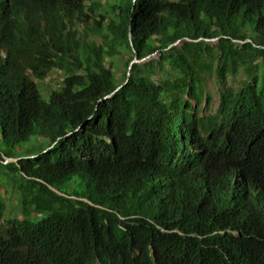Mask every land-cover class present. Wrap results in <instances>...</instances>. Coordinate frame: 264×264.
Returning <instances> with one entry per match:
<instances>
[{
	"label": "trees",
	"instance_id": "obj_1",
	"mask_svg": "<svg viewBox=\"0 0 264 264\" xmlns=\"http://www.w3.org/2000/svg\"><path fill=\"white\" fill-rule=\"evenodd\" d=\"M0 264H264V0H0Z\"/></svg>",
	"mask_w": 264,
	"mask_h": 264
},
{
	"label": "rangeland",
	"instance_id": "obj_2",
	"mask_svg": "<svg viewBox=\"0 0 264 264\" xmlns=\"http://www.w3.org/2000/svg\"><path fill=\"white\" fill-rule=\"evenodd\" d=\"M252 26L250 24L247 25V27H245V31L247 33H249V35L252 34ZM214 41V40H213ZM123 69V65L118 63V65L116 66L115 70L117 71V73L121 72ZM63 72L61 70L58 69H52L51 72L48 74V76L40 82L39 88L41 89L43 95L47 93V91L49 89H56L60 86L61 81L63 79ZM210 87V91L212 93L213 96V100L212 102L208 105L207 107V103L204 102L201 106V108H207L209 109H213L217 103H218V91L217 88L215 87V85L213 83L209 84ZM16 195L12 194L9 196V202L7 203V209L5 211V215L6 216H12L14 215L18 208L16 206ZM7 218V217H6Z\"/></svg>",
	"mask_w": 264,
	"mask_h": 264
},
{
	"label": "water",
	"instance_id": "obj_3",
	"mask_svg": "<svg viewBox=\"0 0 264 264\" xmlns=\"http://www.w3.org/2000/svg\"><path fill=\"white\" fill-rule=\"evenodd\" d=\"M208 40H215V39H208ZM151 56H152V55H151ZM151 56H148V57H146V58H144V59H141V60L135 58V59L131 62V64L136 63V62L139 63V62L145 61V60L151 58ZM11 160H12V158H9V157H8V158L5 159V162L11 161Z\"/></svg>",
	"mask_w": 264,
	"mask_h": 264
}]
</instances>
